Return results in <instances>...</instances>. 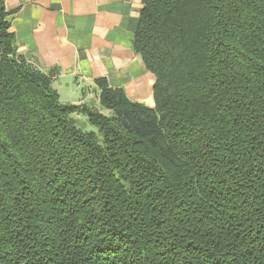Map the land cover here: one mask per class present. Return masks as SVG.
<instances>
[{"label":"trees","instance_id":"16d2710c","mask_svg":"<svg viewBox=\"0 0 264 264\" xmlns=\"http://www.w3.org/2000/svg\"><path fill=\"white\" fill-rule=\"evenodd\" d=\"M141 4L153 107L98 78L99 110L0 7V264H264V0Z\"/></svg>","mask_w":264,"mask_h":264},{"label":"crops","instance_id":"0c3cea01","mask_svg":"<svg viewBox=\"0 0 264 264\" xmlns=\"http://www.w3.org/2000/svg\"><path fill=\"white\" fill-rule=\"evenodd\" d=\"M141 6V0H0L17 54L51 75L59 101L85 89L99 94L95 79L103 78L130 101L153 107L155 78L132 49ZM73 100L66 104H81Z\"/></svg>","mask_w":264,"mask_h":264},{"label":"rangeland","instance_id":"374dc122","mask_svg":"<svg viewBox=\"0 0 264 264\" xmlns=\"http://www.w3.org/2000/svg\"><path fill=\"white\" fill-rule=\"evenodd\" d=\"M86 93L84 95H79L78 97L76 98H71L70 96H68L67 94H65L66 96H61L60 98V103H64L66 105V101L68 103H72L71 100L75 101V103H81L82 105H85V106H90V107H95L96 109L99 110L98 108V101H99V94L98 92L95 90V91H89L87 89H85ZM78 101V102H77ZM79 104V105H81ZM67 105H71V104H67ZM74 105H78V104H74ZM78 121L79 123L82 125L83 129L86 130V131H95V128L88 125L86 123V119L85 118H82V117H78Z\"/></svg>","mask_w":264,"mask_h":264}]
</instances>
